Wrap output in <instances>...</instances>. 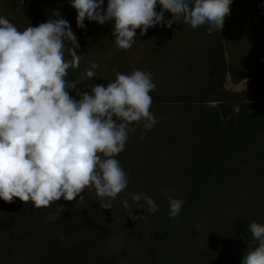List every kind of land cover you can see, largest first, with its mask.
Instances as JSON below:
<instances>
[{"label": "clouds", "instance_id": "1", "mask_svg": "<svg viewBox=\"0 0 264 264\" xmlns=\"http://www.w3.org/2000/svg\"><path fill=\"white\" fill-rule=\"evenodd\" d=\"M68 2L76 10L77 28H85V20L111 21L115 45L128 50L137 29L143 36L152 27H171L178 17L193 29L204 26L209 35L222 31L233 0H107L106 7L105 0ZM79 47L59 10L22 31L0 15V200L6 203L19 198L34 208L48 207L61 198L83 200L87 189L95 190L100 207L110 209L129 183L116 156L125 149L132 125L143 121L148 130L160 119L150 95L156 89L151 72L124 74L113 68L115 78L106 86L84 83L89 91L76 89L98 77L99 67L91 62L78 78L68 79V70L79 68ZM73 89L78 98L70 95ZM132 199L158 211L141 191ZM183 203L169 198V216H178ZM248 230L258 244L247 249L241 264H264V224L253 221Z\"/></svg>", "mask_w": 264, "mask_h": 264}, {"label": "trees", "instance_id": "2", "mask_svg": "<svg viewBox=\"0 0 264 264\" xmlns=\"http://www.w3.org/2000/svg\"><path fill=\"white\" fill-rule=\"evenodd\" d=\"M236 1L239 3L243 2V0ZM106 2L107 0H105ZM9 4L11 8L17 9L16 11L11 9V16H16L17 13L26 11L32 13L30 22L27 25L37 26L39 23L45 22L49 19L53 10H59L62 17L69 22L72 31H84L91 25L99 24L95 21L85 20V28H77L76 10L69 4L68 0H11ZM157 10L159 11V7ZM258 12L260 13V18L257 21L259 24L264 25V21L261 23V17L264 14V0H262L261 9H258ZM164 15L166 19H171V13L165 12ZM235 16H240L239 12L236 14L231 12L226 17L229 20L226 23L230 22V24H224L221 34L219 33L220 36L215 33L216 31L209 35L205 31L204 26L193 29L190 25L183 24L182 19L179 17L172 23L171 27L156 26L160 29L159 32H155V27H152L143 36H140L139 29H137L136 40L139 41L144 38L146 44L149 41L146 48L155 52V55L149 58L148 64L151 63L150 65L154 66L163 61L168 65L167 68L169 69H163V72L168 73L170 69L174 72L176 70L175 76L183 82V84L179 82L180 85H176L178 89H181L180 91L162 93L156 88L150 95L153 97V109L160 117L155 124L157 128L166 125V121L162 120L164 113H169L171 117H181L179 124L174 127L186 132L185 135L181 136L188 139V143H181H185L184 147H186L187 152L184 151V154H190H188L187 159L183 158V162L179 163V168H175V170L165 169L166 171H159L158 167L154 169L152 166L146 165L144 159H127L129 157L128 153L133 152L132 147L127 148L128 152L125 151V148L121 151L122 153L120 152L116 156V159L124 166V170L136 169L139 171L142 179L145 180L146 184L148 183L146 185L148 192L151 188L150 193L152 194L160 192L159 188L165 184L175 182L181 177L185 178L190 182L193 190L189 204L194 200V193L199 191L202 185H205V191L200 202L208 204L212 201L208 199V193H211L218 185L217 174H228L232 177V182L229 185H231V189H234L235 193L229 189V201L226 206L219 209V211H214L215 216L210 220V223H214V226L208 228L206 241L211 246L223 241L227 243L237 236L236 233L239 232V228L236 229V232L233 225L237 220V209L242 205H244V214H246L247 219L249 218L245 226H248L253 221L264 224V211H261L263 213L257 216L259 211L256 212L255 208L256 203L259 202L258 199L264 198V191L260 198H253L247 194L246 181L243 175L249 176L250 182L254 181L255 184H259L264 178V174L261 175L264 173V86L257 88L256 92L252 90L233 92L225 88V82L228 78L227 72L234 67V64H232L234 59L230 58L227 61L226 46L223 42H230V30L228 31V28L231 26L232 18ZM108 25L112 29V22L108 23ZM187 27L192 30L190 37L185 36ZM181 40L183 44L179 45ZM77 41L80 48H84V39L77 38ZM112 41L114 42V40ZM183 48L188 52H183L181 55ZM256 49L259 51L253 52L249 50V54L261 51L258 46ZM188 53L193 58V61L188 62L186 57ZM65 58L71 59L67 55ZM170 58H172V62L169 61ZM248 58L252 60L251 63L253 62V64L259 61L261 65L257 69L264 66V52H262L258 60L251 59V57ZM114 60L116 66L110 67L112 76L106 79L93 78L91 81L84 80L83 83L76 85V89L89 91L85 87L87 83L89 85L103 84L106 86L112 77L115 78L116 73L113 68H115L116 72L124 74L130 72L125 60H121L119 57H115ZM179 68H182V70L186 69V72H183L184 80L178 75L182 71L177 72ZM84 69V67H81L75 71L72 69L68 70V79L78 78L79 73ZM152 69L145 68L146 71L153 74V77H157L158 73ZM261 73L260 75L264 77V71ZM256 79L264 80V78L259 79V77H256ZM184 88L188 93L185 92ZM76 89L70 90V95L78 98ZM212 97H214V102L217 103V106L208 105ZM173 121L177 123V121ZM142 125L143 121L135 122L132 125L134 130L129 133L126 141L127 147L129 146L130 135L134 131L139 135V130L144 129ZM198 130L201 132H198ZM213 145H216L217 148L213 147ZM202 153L204 156L199 158ZM232 163L237 164L236 169L231 167ZM262 186L264 188V181ZM85 192L82 193L83 200H79L78 197L72 201L64 200L63 203L62 198L58 200V202H61L60 205L63 210L61 211V208L57 211L60 217L56 221L44 222L35 213L26 208L29 204L28 202H24L20 208L17 207L18 212H15V203H6L3 200H0V219L1 215L6 218L8 216L5 229L14 233L13 239L16 241L37 237L41 234L43 235L42 243L44 245L47 242L50 243L47 250L39 256L35 264H130L131 261H133L132 264H190L188 261L177 259L175 254H172L177 231L186 227L183 224L177 226L174 223L189 211L188 207V209L181 208L179 215L176 217H170L169 211L166 215L155 216L156 225L154 228L157 226V237L154 240L156 242L154 244L153 240L149 245H145L141 235V228L145 227L143 223H147L146 218L149 215H139L134 220L135 224L133 226L130 220L132 218L130 213H132L131 210L135 211V206L132 202L128 201V208L123 206L120 209H104L100 207V198L96 193H89L86 196ZM240 193H243V197L246 196L253 199H237ZM158 196L160 197V195L156 197ZM90 200L93 201V204L88 207L87 204ZM158 204L164 206V203L160 200ZM200 207L199 204L198 210ZM225 209H231V211L225 213ZM111 212L120 217L118 226L121 222V227L126 226L132 233L138 234L136 239L130 244L119 245L112 238L113 228L106 221L109 218L107 217L109 216L108 213ZM197 213L199 217L201 216V219H204L203 222L205 224V217L209 213L201 210ZM51 216H55V212L50 213ZM212 216L213 214L209 215V217ZM55 224H60V227H56V230H52L53 228L50 230ZM26 226L29 227L25 228ZM230 234L232 236H229ZM54 239L55 241H53ZM232 243L234 246L230 250L233 253L240 250V245L235 242ZM226 262H229V260ZM195 264H198V261ZM237 264H241V259Z\"/></svg>", "mask_w": 264, "mask_h": 264}, {"label": "rangeland", "instance_id": "3", "mask_svg": "<svg viewBox=\"0 0 264 264\" xmlns=\"http://www.w3.org/2000/svg\"><path fill=\"white\" fill-rule=\"evenodd\" d=\"M10 1L11 0H0V15L5 16L6 18H10L11 21L15 24V26L18 28V30H24L27 26L32 13L29 11L23 12V13H17L16 16H11L12 11L10 7ZM4 2V3H2ZM107 3V2H106ZM105 3V7H106ZM5 4V6H4ZM262 0H243L242 3L237 2L236 0H233V3L231 4V12H239L240 16H235L231 20V26H229L228 31L230 36V42L224 41L223 44L226 46V55H227V61L228 59L232 58L234 67L231 68V70H228L227 72V81L225 82V88L226 90H231L233 92H242V91H249L252 90L256 92L257 88L264 86V80H258L256 77L264 78L261 72L264 71V66L259 67V61H256L255 64L252 60H249L248 57H251V59L258 60V58L261 57L262 52H264V25L259 24L257 21L260 17V13L258 12V9H261ZM17 10V9H13ZM230 12V13H231ZM232 15V14H231ZM229 20L226 19L225 23ZM264 21V14H262L261 17V23ZM109 21L108 23H110ZM108 23H105L103 25L96 24L94 26H90L88 29L81 31V30H74L73 33L76 35L77 38H83L84 39V48H78L75 49L76 53L80 55V65L79 68H87L91 62H96L99 67L97 68V78L106 79L110 76H112V72L110 70V67H115L116 62L114 60L115 57H119L121 60H125L126 63L129 66V71L132 72L135 69H140L143 71H146L145 68H153L157 73L158 76L153 77L154 82L156 84V88L158 91H161L162 93H174L177 91H180L181 89H178L176 85L183 84V82L180 79H177L175 76V72L170 69L168 73H164L163 69L169 70L167 67L168 65L165 64L163 61L159 62L157 65L151 66L149 63V58L155 55V52L150 51L146 47L148 46V42L146 44V41L144 38H140L142 40H136L135 38V44L128 50H120L115 45V42L112 40V31L111 27H109ZM226 24H230L226 23ZM155 32H159L160 29L157 27L154 28ZM206 31V29H205ZM227 31V32H228ZM153 32V31H152ZM221 31H216L215 33H220ZM190 33H192V30L190 27H187V30H185V36L190 37ZM221 34V33H220ZM212 35V34H211ZM217 35V36H218ZM216 36V35H215ZM220 36V35H219ZM177 34V38H178ZM214 38V37H212ZM80 40V39H78ZM82 41V40H81ZM146 44V45H145ZM183 41L181 40L179 42V45H182ZM135 46V47H134ZM257 46L261 50L257 53H251L249 54V50L256 52ZM186 49L183 48L181 50V55L183 52L186 53ZM188 52V51H187ZM188 62L193 61V58L189 56V53L186 55ZM171 59V60H170ZM169 61H173L172 58H170ZM168 61V62H169ZM262 63V62H261ZM148 64V65H146ZM174 64V63H173ZM237 65V66H235ZM239 66V67H238ZM162 67V68H161ZM248 67V68H247ZM78 68V69H79ZM152 69V70H153ZM70 70V69H69ZM126 70V69H125ZM182 68L177 69L178 71H181ZM82 70L81 72H83ZM186 72L185 70H182L178 75L179 77L184 80L183 72ZM80 72V73H81ZM129 72V73H130ZM258 72V73H256ZM79 73V74H80ZM259 75V76H258ZM114 77H112L111 80H113ZM86 80V79H85ZM84 82V80H83ZM180 82V83H179ZM185 89V88H184ZM185 92L186 89H185ZM188 93V92H187ZM210 106H217V103L214 102V97L210 99V103H208ZM162 120L166 121V125L164 127L157 128L156 126L145 130L141 129L139 130V135L137 132H133L132 135H130L129 138V146L125 147L127 151V148H133V152L128 153L129 157L127 159H144L146 162V165L152 166V168L156 169L158 167V170L166 171L168 170H175V168H179V163L183 162V158L187 159L188 154H184V151H186V147H184L185 143H188V139L183 138L181 135H185L186 132H183L179 130L178 128H175L174 126H177L179 122L181 121L180 116L171 117L169 113H164L162 116ZM173 120L177 121L175 123ZM198 132H201L198 130ZM211 133V132H209ZM139 136V141L137 140ZM181 142H185L184 144ZM213 147L217 148L216 145H213ZM129 150V149H128ZM124 151V152H125ZM128 152V151H127ZM187 152V151H186ZM122 153V152H121ZM242 154V153H241ZM203 153L200 154L199 158L203 157ZM121 164V162H120ZM122 168L124 169V166L121 164ZM255 166V165H254ZM253 166V168H254ZM231 167L233 169H236L237 164L232 163ZM258 168V167H257ZM232 170V169H231ZM126 173H128V186L127 188L119 193L115 199L111 201V208H122L124 206V201H130L134 204V213L135 215L131 214L132 218L131 224L134 226V220L139 215H149L148 218H146L147 223H143L145 227L141 228V235L144 240L145 245H149L156 237V228H154L155 224V216L157 215H166L169 211L168 206V200L169 198H178L182 199L184 201L182 208H187L189 211H187L180 219L175 221V225H185V229H181L177 231L176 233V239H175V247L172 251V254L177 257V259L185 260L190 262V264H195L198 261V264H237L240 259H242L243 255L247 251V249L254 248L257 246L258 242L252 237L251 233H248V226H245L246 222L248 221L246 214H244V205L240 206L237 209V220L235 224L233 225L234 230L236 231L237 228H239V232L236 233L237 236L228 241L227 243L225 241L220 242L217 245L211 246L207 243V231L208 228H211L214 226V223L211 224L210 220L215 216L214 211H219V209L226 206L227 202L229 201V189H231V185H229L232 182V177H230L228 174H217V186L211 191V193H208V199L212 200L208 204L201 203V197L205 191V185H202L199 191H196L194 193V200L191 201L189 204L190 197H192L193 190L191 189V184L188 180L181 177L175 182H170L168 184H165L164 186H161L159 188V191L157 194H152L151 188L148 192V183L146 184L145 180L142 179V175H140L138 170H125ZM261 173V172H260ZM247 174V173H246ZM262 173L261 175H263ZM244 179L246 181L247 191L249 195H251L253 198L261 197L263 194L264 188H263V181L255 184L254 181L249 180V176H245ZM234 192V189H231ZM87 191V192H85ZM85 195L87 196L89 193H95V190H87L85 189ZM141 191L146 196H150L153 198L154 202L158 206V211L156 212H149L147 210V205L145 204L144 200H133L132 195L137 192ZM243 193H240L237 196V199H247L251 200L253 198L246 197L242 195ZM157 195H160V197H156ZM164 199V201H163ZM62 203L64 202L63 198L61 199ZM162 201L164 203V206H161L158 204V201ZM258 203H256V212H258L257 216H260L261 211H264V198L258 199ZM200 202V203H199ZM14 211H17V207L20 208L24 204V202L20 201L19 198H14ZM27 209L33 213H35L39 218H41L44 222L45 221H51L49 219L50 213L55 212V221L60 217L59 213L57 212L62 208L60 205L61 202L56 201L50 204L48 207H40V208H34L32 206L31 202H28ZM13 204V203H12ZM93 204V201L90 200L87 204L88 207H90ZM199 210L202 212H208L209 215H212V217H205V224L203 222L204 219H201V216H198ZM18 205V206H17ZM189 205V206H188ZM87 207V208H88ZM198 210V211H197ZM231 209H225L224 212H229ZM18 212V211H17ZM131 212H133L131 210ZM249 213V212H247ZM109 218L106 219L109 226L113 228V235L112 238L115 240V242L119 245H128L131 242H133L136 239V235L132 233V231L127 229V227H121L117 225L120 221V217H117L115 213L111 212L108 213ZM244 214V218H243ZM203 215V214H201ZM249 216L250 213H249ZM159 217V216H157ZM156 217V218H157ZM8 216L7 218L4 217V215H1L0 219V264H35L39 258V256L44 253L48 246L49 242H47L46 245L42 243L43 235H39L37 237H30L26 240H14L13 235L14 233L11 230L5 229V226L7 224ZM251 220V218H250ZM56 223V222H55ZM252 223V222H250ZM249 223V224H250ZM248 224V225H249ZM29 226H26L25 228H28ZM56 227H60V224H55L53 227L50 228V230H56ZM228 228V227H227ZM16 229V227H15ZM218 232H224L220 230H216ZM47 232H49L47 230ZM237 232V231H236ZM228 236V234H226ZM229 236H232L231 234ZM234 236V233H233ZM56 237V234H55ZM56 239V238H55ZM55 239L53 241H55ZM237 243L240 245V250H237V252H232L230 249L234 246L232 242ZM154 240V244H155ZM153 246V245H151ZM236 248V246H235ZM141 249V248H140ZM229 260V262H226ZM133 261H131L130 264H132Z\"/></svg>", "mask_w": 264, "mask_h": 264}]
</instances>
